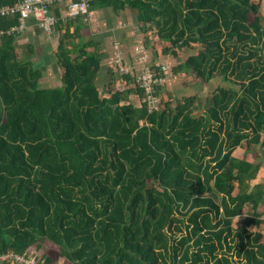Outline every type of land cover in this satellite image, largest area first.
I'll return each mask as SVG.
<instances>
[{
  "label": "trees",
  "instance_id": "obj_1",
  "mask_svg": "<svg viewBox=\"0 0 264 264\" xmlns=\"http://www.w3.org/2000/svg\"><path fill=\"white\" fill-rule=\"evenodd\" d=\"M260 1L89 0V9L136 11L146 49L200 46L173 72L229 86L198 115L196 95L149 112L134 70L119 75L121 89L110 70L103 97L102 53L73 45L77 19L55 28L61 86L41 89L40 69L6 33L18 16L0 18V254L36 264H264L261 164L233 155L264 147Z\"/></svg>",
  "mask_w": 264,
  "mask_h": 264
},
{
  "label": "crops",
  "instance_id": "obj_2",
  "mask_svg": "<svg viewBox=\"0 0 264 264\" xmlns=\"http://www.w3.org/2000/svg\"><path fill=\"white\" fill-rule=\"evenodd\" d=\"M89 11L90 17L87 23L83 22L81 19L74 21V25L80 27V29L78 37L75 38L72 43L76 48H81L86 43H93L100 49L102 59L96 78V86L99 92L101 89H105V91L109 90L112 84L110 70H113L116 74V81L111 87L121 89L124 87L125 82L119 77L114 65L117 53L121 54V58L125 64L133 67L136 74H138L139 71V64L134 49L138 45H143L144 35L141 32L140 24L137 20V12L131 9H125L119 13H114L109 8H95L89 9ZM73 29L74 27H71L70 31L72 32ZM62 32H64V30H62ZM58 40V31L55 29L51 35L44 34L40 30L36 18L27 19L25 21V30L16 37V55L20 60L31 61L40 69L42 77L38 81V87L41 89L61 86L62 69L58 66L55 58ZM153 44L155 48L150 46L146 49L149 62L164 64L171 72V76L166 79L164 86L161 91H159L161 102L168 103L173 100L176 104L178 101H181L182 98L194 95L200 100L201 96L192 92L193 87L196 86L199 81L195 80L189 73L176 74L173 72L174 68L185 62H177L180 57L179 53L183 49H170L167 54H162V50L169 47V44L165 42H156ZM85 51L87 53H92L94 48L88 46ZM173 53H175V55ZM203 87L204 86L200 85L198 89ZM102 96L107 97V93ZM133 102L136 106H139V101L137 99H134ZM195 115L198 114L195 113ZM263 135L264 132L262 136ZM238 149H241V147L237 148L233 155L237 158H243L237 156ZM250 155L253 157V154L250 153ZM246 160L254 162L252 159L246 158ZM256 180L254 184L262 183L259 181L256 182ZM262 207L263 210H260L259 207V211L263 214L264 206ZM262 218H264V215Z\"/></svg>",
  "mask_w": 264,
  "mask_h": 264
},
{
  "label": "built area",
  "instance_id": "obj_3",
  "mask_svg": "<svg viewBox=\"0 0 264 264\" xmlns=\"http://www.w3.org/2000/svg\"><path fill=\"white\" fill-rule=\"evenodd\" d=\"M88 2L89 0H19L13 5L0 7V18L18 16V24L9 29L7 34H21L25 30V21L36 18L40 30L46 35H51L59 21L66 23L68 20L81 19L87 23L90 17ZM2 34L3 31H0V36ZM134 52L139 64L136 82L144 92L143 101L147 104L148 111L152 112L161 106L158 88L164 86L171 72L164 64L149 62L143 45H138ZM114 65L121 76L133 72V67L123 62L120 53H117ZM7 262L36 264L33 258L29 259L13 253L0 254V264Z\"/></svg>",
  "mask_w": 264,
  "mask_h": 264
},
{
  "label": "rangeland",
  "instance_id": "obj_4",
  "mask_svg": "<svg viewBox=\"0 0 264 264\" xmlns=\"http://www.w3.org/2000/svg\"><path fill=\"white\" fill-rule=\"evenodd\" d=\"M254 2H257L259 0H253ZM261 5H260V15L264 17V0L260 1ZM200 46H192L191 48H184L183 50H181V52L179 53V58L177 62L180 61H185L187 59L188 56L192 55V54H197L198 50H199ZM204 86L201 89H198L199 86ZM218 86H224V87H228L229 84L227 82L222 81V79L220 77H214L212 80H210L209 83H206L205 85H203L200 81L199 83L193 87L192 92L197 93L198 95L201 96L200 100L198 101V103H196L195 106V113L196 114H200L201 112H203V109L205 108V103L207 102V99L210 98L211 94L213 93V91L218 87ZM108 91L105 89H101L100 93L101 95H105ZM173 101V100H172ZM168 102L169 105L174 106L175 103L174 101L172 102ZM165 103L161 102V105H164ZM264 136V135H263ZM251 154H253V157H251ZM255 155V156H254ZM237 156H241L244 157L245 159H252L254 162L253 163H257L260 162L261 164V169L257 175V180L256 182H262L264 183V147H260V146H252L250 151L246 152L245 147L242 146L241 149H238L237 151ZM260 210H263V207L260 206ZM248 209L247 207L244 209L243 215L239 218H236L233 222V227L237 228L240 226L241 224V220L243 219L244 215H246L248 213ZM264 215V213H263ZM251 229H254L253 227ZM258 230L263 234L264 236V218H263V223L261 226L258 227ZM53 264H64L63 263V259H57L54 261Z\"/></svg>",
  "mask_w": 264,
  "mask_h": 264
}]
</instances>
